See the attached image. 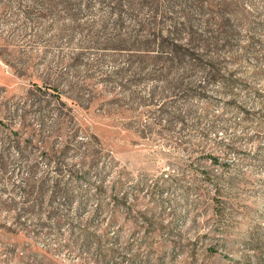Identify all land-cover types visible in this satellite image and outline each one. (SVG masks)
<instances>
[{
	"label": "rangeland",
	"instance_id": "obj_1",
	"mask_svg": "<svg viewBox=\"0 0 264 264\" xmlns=\"http://www.w3.org/2000/svg\"><path fill=\"white\" fill-rule=\"evenodd\" d=\"M2 1L0 264H264V0H203L237 30L205 93L136 49L196 0Z\"/></svg>",
	"mask_w": 264,
	"mask_h": 264
},
{
	"label": "trees",
	"instance_id": "obj_2",
	"mask_svg": "<svg viewBox=\"0 0 264 264\" xmlns=\"http://www.w3.org/2000/svg\"><path fill=\"white\" fill-rule=\"evenodd\" d=\"M12 0H6L4 4V9L9 8ZM34 3V0H30ZM3 1L0 0V5ZM201 12L199 15H203V18L208 17L204 24L196 25L192 20L184 19L183 21L174 22V25L168 29H156V33H148L147 39L136 49L145 53L148 56H156V60H163L170 63V68H177L184 70L196 71L197 69L203 71V79L200 86L195 87L200 92H206V88L211 84L216 82L222 83L223 88L226 90L231 89L232 78L228 77L225 72H222V65L224 63L225 57H223L224 52H232L230 49H235L233 46V38L236 37V29L234 22V13L229 11L230 5L219 4L216 14L209 8L208 11H204L205 8L211 7L203 1L196 0ZM217 5V4H216ZM208 6V7H207ZM228 7V8H226ZM0 8H2L0 6ZM196 14V13H194ZM198 14V13H197ZM212 15V17H211ZM215 15V17H213ZM211 17V18H210ZM249 44V43H248ZM258 44L254 43L252 48H256ZM135 47V45L133 46ZM228 48V49H227ZM250 46L246 47L247 51H252ZM229 50V51H226ZM248 53V52H245ZM250 54V53H249ZM262 58L259 57L258 60ZM257 60V62H258ZM183 83V81H181ZM95 157V156H94ZM89 158V157H84ZM215 162L217 159H215ZM88 163L87 160H85ZM84 162V161H83ZM78 172L75 170V173ZM82 172V171H80ZM73 174V171H71ZM82 174V179H87V171L80 173ZM80 179L77 178L76 181ZM103 185L96 187L97 191H101ZM62 190V189H61ZM57 191H60L57 187ZM64 195L69 198L70 189L66 187L63 189ZM124 188L122 186L115 185L112 189V194L114 202L118 204L122 209L126 207L128 202V195L124 193Z\"/></svg>",
	"mask_w": 264,
	"mask_h": 264
}]
</instances>
